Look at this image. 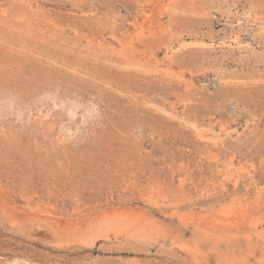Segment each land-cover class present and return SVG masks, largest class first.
<instances>
[{
	"label": "rangeland",
	"instance_id": "374dc122",
	"mask_svg": "<svg viewBox=\"0 0 264 264\" xmlns=\"http://www.w3.org/2000/svg\"><path fill=\"white\" fill-rule=\"evenodd\" d=\"M0 264H264V0H0Z\"/></svg>",
	"mask_w": 264,
	"mask_h": 264
},
{
	"label": "bare ground",
	"instance_id": "6f19581e",
	"mask_svg": "<svg viewBox=\"0 0 264 264\" xmlns=\"http://www.w3.org/2000/svg\"><path fill=\"white\" fill-rule=\"evenodd\" d=\"M67 104L69 105L68 102H67ZM71 104H72V103H71ZM77 104H78V103H77ZM68 105H67V106H68ZM78 105H79V104H78ZM64 107H65V105H64ZM69 107H70V106H69ZM73 107L76 108V106H74V105H73ZM65 108H66V107H65ZM66 109H67V108H66ZM81 109H82V108H81ZM87 109H88V108H87ZM79 110H80V109H79ZM84 110H86V109H84ZM74 111H75V109L72 108L71 111H70V114H71V115L74 114V113H75ZM82 112H83V111H82ZM67 113H68V112H67ZM77 113H78V112H77ZM90 114H91V113H90ZM90 114H89V115H90ZM75 115H76V114H75ZM75 115H73V116H75ZM20 116H22V115H20ZM73 116H72V117H73ZM81 116H82V115H81ZM72 117H71V118H72ZM85 117H86V116H85ZM88 117H89V116H87V118H88ZM92 117H94V116H92ZM75 118H76V117H75ZM85 119H86V118H84L83 120H85ZM92 119H93V118H92ZM89 120H90V119H89ZM87 122H88V121H87ZM77 129H78V128H77ZM70 131H72V130H70Z\"/></svg>",
	"mask_w": 264,
	"mask_h": 264
}]
</instances>
